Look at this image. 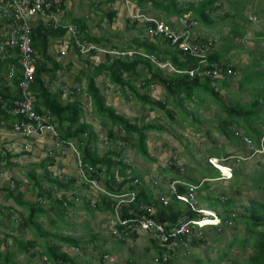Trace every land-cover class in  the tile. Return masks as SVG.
I'll return each instance as SVG.
<instances>
[{
  "label": "rangeland",
  "instance_id": "374dc122",
  "mask_svg": "<svg viewBox=\"0 0 264 264\" xmlns=\"http://www.w3.org/2000/svg\"><path fill=\"white\" fill-rule=\"evenodd\" d=\"M154 1L163 2L164 0ZM174 1L177 4H184L197 0ZM222 3L221 8L209 15L210 19L214 21L212 26L206 27L197 21L194 36L210 38L213 43V51L221 50L222 58H227L236 65L235 75L230 77L227 88H221L218 84L215 87L222 103L227 106L245 105L254 98L252 95L256 96L258 93L256 98L261 103L259 120L264 121V99L262 98L264 76L261 79H256L258 78L256 76L264 73V60L259 61L258 64L253 62L256 52H260L264 48V38L257 35L260 30L264 32V0H222ZM237 3L243 6L241 17H222L225 12L231 14L230 7ZM142 6L147 15L155 16L158 20L165 21L174 17L173 15L167 16L159 8H152L149 1H143ZM110 9L115 10L116 13L109 23L104 12ZM134 9H137L135 4L128 9L122 8L118 0H64V11L60 20L62 23H70V19L84 17L87 26L86 32L89 35L102 36V38L109 39L115 46L124 47L143 33L141 24H134V21H130L127 17ZM231 20L243 28V35L229 42L225 36L229 34ZM55 45L57 43L53 41L48 48L49 54L61 62L62 66H66L68 62L71 67L68 70L62 68L57 71V80L50 84L49 90H54L58 81H61L67 90L75 87L84 88V78L79 73L80 70H84L83 56L76 55L70 46L67 47L63 55H58L59 53L55 52ZM228 45L229 47H227ZM224 48H227L226 54L222 53ZM99 59H103L100 54ZM86 69L90 70V66ZM247 75H249L250 81H248ZM240 81H242L241 87L239 86ZM255 82L260 85L252 89L248 88ZM95 83L105 95L106 104L113 106L116 112L124 115L130 121L139 123L143 120L142 122L146 121L159 126L146 132V149L149 157H142L130 145H122L109 140L105 129L101 128L97 118L92 115L87 95L83 91L80 92L79 100L82 101L84 120L92 125L98 136L97 151L101 153L105 149L122 147L123 160L142 175V181L151 195L155 196L159 192H165L167 179L175 176L176 171L169 167V163L174 158L182 164V169L178 174L181 175V179L192 183L209 177V179L203 180L198 187L199 192L195 191L194 194L193 199L199 208H207L208 204L203 200L206 195L211 198L232 199V215L242 213L241 206L247 204L248 200H264V189L259 188L256 181L253 180L254 176L264 170V157L261 148L253 151L252 148L255 145L251 142L250 145H247L239 142L236 137L232 142L233 138L227 139L221 134L218 123L226 117L225 111L220 105L212 103L211 98L206 97L204 103L198 105L197 109L193 102L187 103L186 114H181L180 106L174 107L168 103L167 108L175 112L174 120L171 121L162 110L147 111L142 109L140 103L131 93L124 90L123 94L115 85H110L102 75L95 78ZM133 84L138 92L148 90L151 98L156 100L163 98V89L158 85L152 87L153 84H149L145 88H141L138 79L133 80ZM260 87L262 90L258 92L257 88ZM62 99H64L63 96ZM194 117L196 121H192ZM259 120H256L253 125L261 134H264V125L260 124ZM233 125L235 124H232L230 128ZM234 130L243 132L241 127H234ZM261 140L259 138V145H261ZM75 143L77 144V142ZM217 151L222 152L219 159L213 157L215 156L213 153ZM7 152L9 153L8 158L4 156ZM224 154L227 155L224 156ZM50 155L54 157L55 163L47 170L51 175L61 179H66L68 176L74 177L75 188L72 187L64 191L66 198L71 199L73 194L74 197L72 206H66L65 213L47 211L45 216L39 217L38 223L41 228L45 231L78 238L79 246H81V248L78 247L79 249L62 245V250H66L69 256L75 257L77 264H124L129 255L132 256V264H153L150 260L151 250L145 252L149 246V234L140 229L137 234L135 233L134 238L125 237V242L119 247L115 243V238L110 235L114 222L110 209L97 210L93 208V205L98 202L100 191L94 187L85 186L75 171L71 154L68 153L64 157L58 156L48 139L28 138L24 140L8 128L2 129L0 133V171L2 173L0 187L7 185L11 188L15 182H19L18 189L23 193L22 198L35 201L36 189L31 188L26 178V172L29 171L31 165L37 164ZM208 157L214 158L218 163H223V166L227 167L230 172L235 169L237 177L234 179L231 176L229 179H222L220 177L225 175L222 173L217 177V173L208 165ZM35 174L38 177L43 176V172L39 168H36ZM96 179L101 181V174ZM98 185L100 186V184ZM41 187L49 189L51 196L56 197V192H53L54 186L50 187L46 180L41 181ZM99 205L101 204L99 203ZM13 206H16L14 202L10 198H5L4 192L0 191V244L4 240L7 246L10 245V240L9 238L3 239V236L10 234L8 231L11 232V235L21 239L33 238L29 229L18 230L13 226L14 222L11 217L16 220L25 213L23 208H14ZM10 208H12L11 211ZM218 208L220 207L218 206ZM9 214L11 216L7 218ZM216 221L215 219L214 222ZM232 225L227 224L217 228L203 225L200 230L202 243L190 247L185 255L174 257L172 264H246V258L254 251L252 239L256 235L247 234L242 222H232ZM90 231L96 232L97 236L91 238ZM246 236L248 239L245 247L235 243L237 239ZM36 240L42 244L53 243V238L50 236L39 235ZM229 242H232L230 246H228ZM118 247L119 249H117ZM0 248L4 250L3 245H0ZM34 249L39 250L38 247ZM12 250L15 251L14 248ZM103 250L108 253L102 255ZM224 252H226L225 258L218 260L219 255ZM15 257L17 264H44L39 256L31 257L29 253H17Z\"/></svg>",
  "mask_w": 264,
  "mask_h": 264
},
{
  "label": "trees",
  "instance_id": "16d2710c",
  "mask_svg": "<svg viewBox=\"0 0 264 264\" xmlns=\"http://www.w3.org/2000/svg\"><path fill=\"white\" fill-rule=\"evenodd\" d=\"M137 7L138 11L146 14L143 9V1H149L152 8H159L164 11L165 14L180 16L182 14L188 13L192 19L198 21L201 25L209 27L212 26L214 21L210 19L209 15L215 12L222 6V0H197L195 2H186L184 4H177L174 0H164L154 1V0H131ZM231 14L224 13L222 17H241V12L243 10L242 5L231 6ZM115 10H106L104 16L107 18V22H111L115 15ZM155 17V16H154ZM158 18V17H157ZM168 21V20H165ZM162 21V22H165ZM169 22V21H168ZM70 23L76 27L77 35L79 38L86 40L94 44L96 47L102 48H115L119 50L125 49H135L143 51L145 53L153 54L159 61H167L173 68L180 70V73L170 72L167 73L156 66H153L146 58L138 55L132 54L130 57L125 55L123 57H114L105 54L103 59L97 64H93L90 59L91 56L95 54V50L88 51L87 54L83 56L84 70H80L79 73L84 78V88H67L61 81H58L57 87L50 91V84L57 80V71L65 68L69 69L71 67L70 63L67 62L66 66H62L61 62L56 60L48 52V48L51 43L58 38H61L65 33V27L58 26H44L42 24H37L31 32V45L34 50L38 53L40 60L38 61L35 71L31 89L35 96V101L33 103L34 110L36 112L46 111L50 114L52 122L55 124V129L57 131L58 137L65 141L77 142V148L80 153L81 160L87 166L94 168L95 173L91 174V177L101 174V184L103 188L113 194L126 193L129 191L133 192V199L126 205H123L120 210L121 218L133 219L139 216H145L153 218L155 221L165 225V228L173 226L180 218H195L201 217L191 211L187 206L183 204L182 201L177 200L174 195L169 194L170 201L164 206L160 205L159 196L164 194V192H159L157 195L153 196L150 194L149 190L145 187L142 181V175L137 172L134 167H130L123 160V149L122 147L115 149H105L103 152L99 153L97 151V141L98 136L96 131L93 129L92 125L84 120V111L81 101L79 100L80 92L83 91L89 99L90 109L92 115L97 118L101 128L105 129V134L111 142L128 144L142 157L148 158V153L146 149V132L152 128L159 127L155 126L149 122H136L130 121L124 115L116 112L114 108L106 104L105 96L101 89L96 85L95 78L97 76H104L108 83L115 85L123 94L124 90L131 93L137 102L140 103L142 109L147 111L162 110V112L171 120H174L175 112L167 108V104L171 103L172 106H180L182 108L181 114H186L185 106L189 102H193L195 109L198 105L204 103L206 97L211 98L212 103L215 105H220L225 111V118H222L218 123V129L221 134H223L227 139L234 140V134L230 126L235 124V126L241 127L243 132L251 142L259 147V138L261 137V132L258 131L257 127L253 125L256 120H259L260 112L259 107L261 103L259 102L258 93L252 95L254 97L247 104H235L231 106L224 105L218 97V91L215 89L218 84L221 88H227L229 84L230 77L235 75L236 65L231 62L230 74H223L221 79L212 78L206 75H196L190 76L187 70L199 67L201 69L207 68L208 66L198 64L197 59L187 54H183L177 45L171 44L169 38L158 36L154 41H150L145 38L142 34L133 39V42L126 44L124 47L115 46L109 39L102 38V36L89 35L86 32V23L84 17H78L70 19ZM136 23L135 21L133 22ZM143 28V26H142ZM140 30V29H139ZM228 36H225L229 42L233 41L237 37L243 35V28L239 26L234 21L229 22ZM257 35L264 38V32L260 30ZM204 38V37H203ZM231 45V44H229ZM229 45L227 47H229ZM264 47V46H263ZM226 49L224 48L222 53L226 54ZM73 52L76 55H80L76 48L72 47ZM207 62H219L222 59L221 50L212 51L207 54ZM264 60V48L260 52H256V57L253 58V62L258 64L259 61ZM229 61V60H227ZM207 65V64H206ZM90 66V70L86 67ZM140 69V70H139ZM264 73L258 75L256 79H261ZM139 80V87L145 88L149 84H155L163 89L164 95L162 99H153L145 91L138 92L137 88L133 84V80ZM248 81L249 75H247ZM78 80V77H77ZM258 82L248 86L252 89L259 86ZM239 86H242V81L239 82ZM264 88V87H262ZM262 88H257L259 92ZM81 89V90H80ZM67 91V92H66ZM65 92V98L62 99V95ZM0 95L2 102L5 103V107H0V119L9 118L10 120L15 118L11 116L8 111L12 109V101L16 98L17 92H10L7 85L0 84ZM264 99V95L262 96ZM4 105V104H3ZM1 106V104H0ZM196 118L194 117L192 121ZM240 120V122H238ZM260 124L264 125V121L259 120ZM262 156L264 157V140L261 141ZM215 156L219 159L222 152H214ZM227 154H224L226 156ZM4 156L8 158L9 153H5ZM10 164L9 162H5ZM55 163L54 157L52 155L46 156L40 160L37 164L31 165L29 171L26 172V178L32 189H36L37 197L35 201L23 199V193L18 189L19 182H15L11 188L4 185L0 187V191L4 192L5 198H10L15 205L21 207L25 210L24 215L13 220V226L22 230L24 228L29 229L32 234V239H21L17 236L11 234H4V238H10V245L16 249L18 253H29V256H45L46 260L53 264H77L75 262V257L69 256L68 252L62 250V245H67L72 248H81L78 243V238L58 234L56 232L45 231L41 228L38 223L39 217L45 216L47 211L52 212H64L65 209L71 207L73 202L72 198L74 194L71 195V199L66 198L64 194L59 197L51 196V191L49 189H44L41 187V181L46 180L50 187L54 186L55 190L53 192H58L60 190L66 191L70 188H75L73 185L74 177H67L66 179H61L56 176L51 175L47 170L48 167ZM209 165V164H208ZM223 166V164H221ZM60 166V164H58ZM169 167L175 170V176L171 178H179V167H177L173 161L169 163ZM217 174L219 173L217 169L209 165ZM39 168L43 172V176H36L35 170ZM181 172V171H180ZM221 173L228 176V170L225 166L221 169ZM218 176V175H216ZM232 178L237 177V172L235 169L231 170ZM181 178V177H180ZM259 188L264 189V170L259 172L258 175L253 177ZM192 181V180H191ZM194 181V180H193ZM153 182V181H152ZM194 185L197 184L196 181L192 182ZM154 184V183H152ZM154 186V185H153ZM157 187V186H155ZM204 187V185H203ZM206 188V187H204ZM176 191L178 193L186 192L185 187L182 185H176ZM199 192V189H195ZM52 192V193H53ZM52 197V198H51ZM38 198L46 200V204L38 201ZM201 199V198H199ZM202 200V199H201ZM203 200L206 201L207 208L214 210L219 221L215 225H206V227L226 226L227 224L232 225L236 222H242L244 229L247 234H255L256 237L252 239V246L254 251L250 254L245 262L246 264H264V200H248L247 204L242 205L243 212L240 214L231 213V208L233 206V200L227 198L209 197L204 196ZM98 202L93 205L94 209L104 210L105 208H110V204L113 202L108 197H104L103 194L98 195ZM99 203L101 205H99ZM183 205H182V204ZM152 204L154 206L153 214H149L148 210L145 208ZM218 206L220 208H218ZM64 210V211H63ZM11 214L7 216L9 218ZM214 223L212 222H202V224ZM120 234L128 229L125 225H115ZM233 227V225H232ZM39 235L50 236L53 238L52 244L39 243L36 238ZM91 238L97 236L96 232L89 233ZM111 236L115 238V243L121 247L125 242L122 236L116 238V236L110 233ZM135 233H128L127 237L134 238ZM202 234L199 239H192L190 247L202 243ZM247 239L239 238L236 240V244L241 247L247 245ZM149 246L145 249V252L149 249H153V253L150 256V260L154 256L159 257L160 253L165 248H161L155 245L150 239H148ZM232 242L228 243V246ZM38 247L39 250L34 248ZM78 248V249H79ZM33 249V250H32ZM29 250H32L29 252ZM105 250L102 251V255ZM226 252L219 255L218 260L225 258ZM13 252L10 250H5L4 253L0 252V264H15L13 261ZM132 256L126 259L124 264H132ZM173 258L168 259L163 263H153V264H172Z\"/></svg>",
  "mask_w": 264,
  "mask_h": 264
},
{
  "label": "built area",
  "instance_id": "2783aa9c",
  "mask_svg": "<svg viewBox=\"0 0 264 264\" xmlns=\"http://www.w3.org/2000/svg\"><path fill=\"white\" fill-rule=\"evenodd\" d=\"M122 8L128 9L133 2L131 0H118ZM64 11V0H0V84L13 85L17 92L16 98L12 101V109L8 113L15 117L13 119L1 118L0 130L8 128L12 133L19 135L23 139L40 138L48 139L51 147L58 156L64 157L71 154L74 161L75 171L85 186L94 187L99 190V194L108 197L113 202L110 204V213L114 218L113 229L110 233L122 239L128 233H138L143 230L149 234L148 238L157 246L165 248L157 258L154 256L153 263H163L177 255H185L190 248L191 240L199 239L201 236L202 220L194 218H182L169 228L155 221L153 218L137 216L133 219L121 218L120 210L133 199V192L113 194L107 192L97 176L91 177L95 169L87 166L81 160L77 144L73 141H65L58 137L55 124L52 122L50 114L46 111L36 112L33 103L34 93L31 89L35 67L40 60L38 53L31 45V32L37 24L44 26L65 27V33L61 38L55 39L57 43L55 52L63 55L67 47H75L79 54L85 55L90 50H95V54L90 57L93 64H97L99 54L114 57L131 56L138 54L146 58L153 66L163 69L165 72L180 73L182 71L173 68L167 61H159L155 55L145 53L135 49L119 50L115 48L96 47L94 44L81 39L77 35L76 27L71 23H62L60 17ZM130 21H135L143 26V36L154 41L158 36L167 37L171 44L188 56L196 58L198 64L208 66L207 68L195 67L187 70L188 75H206L212 78L221 79L223 74H230L231 64L227 61L207 62V54L213 51L212 40L201 36H194L197 22L188 13L174 16L173 19L162 22L155 17L141 13L134 9L130 16ZM207 64V65H206ZM67 92V91H66ZM65 96V92L63 93ZM1 108L3 106L0 95ZM236 134V132H235ZM244 143H249L246 137H242ZM214 164L213 160H209ZM173 163L181 168V162L174 159ZM229 170V169H228ZM2 173H0V176ZM204 180V179H203ZM100 184V186L98 185ZM176 185L185 187L186 192L178 193ZM164 194L159 196L160 205L164 206L171 200L169 194L174 195L177 200L183 202L191 211L205 214V211L197 207L194 201L197 184H192L178 178L167 179ZM58 197L64 191L55 193ZM38 201L45 203V200L38 198ZM148 213L153 214L154 206L150 204L145 207ZM212 217L215 216L210 212ZM115 225H125L128 229L124 234H120ZM44 264H53L46 260L45 256H40Z\"/></svg>",
  "mask_w": 264,
  "mask_h": 264
},
{
  "label": "clouds",
  "instance_id": "9594fccd",
  "mask_svg": "<svg viewBox=\"0 0 264 264\" xmlns=\"http://www.w3.org/2000/svg\"><path fill=\"white\" fill-rule=\"evenodd\" d=\"M197 22V21H196ZM223 59V58H222ZM225 61H227L228 59H224ZM227 62H230V61H227ZM230 64H231V62H230ZM234 127H238V126H235V125H233L232 126V131H233V134H234V137H236L238 140H239V142H241V143H244V141L242 140V137H246L247 139H248V141H249V143H247V145H250V142H251V140L249 139V137H247L246 135H245V133L244 132H237L236 130H234ZM235 132H236V134H235ZM264 136V134H262L261 135V141H263V137ZM252 143V142H251ZM246 144V143H245ZM253 144V143H252ZM261 148V152L263 151L262 150V147H261V145H259V147H256V146H254L252 149H253V151L255 150V149H260ZM216 158V157H215ZM209 160H213V162H214V164H212V163H210V161ZM171 161H174V158H172V160ZM207 162H208V164L209 165H211L212 167H214L215 169H217V171L219 172L217 175H219L220 173H221V165L220 164H223V163H218V162H216L215 161V159L214 158H210V157H208L207 158ZM181 166H182V164H181ZM227 168V167H226ZM180 169V168H179ZM227 170H228V168H227ZM228 176L227 177H220V178H222V179H229L230 177H231V172H230V170H228ZM218 177V176H217ZM171 178V177H170ZM178 179H181V178H178ZM204 180H207V179H209V177L208 178H203ZM181 180H183V181H185L184 179H181ZM187 182V181H186ZM203 182V180H201L200 182H197V185L198 186H200V184ZM190 183V182H189ZM193 184V183H192ZM184 187V186H183ZM201 209H208V208H201ZM208 210H210V209H208ZM205 211V210H204ZM205 212H207V213H205V214H202V213H197V214H200L201 215V217L200 218H198V219H204V218H213L212 217V215H210L209 214V212H212V213H215V219L217 220L216 222H214V223H208V224H202V227H203V225H215V224H217L218 223V221H219V219H218V217L216 216V212L214 211V210H210V211H205ZM182 219V218H181ZM195 219V218H194Z\"/></svg>",
  "mask_w": 264,
  "mask_h": 264
},
{
  "label": "crops",
  "instance_id": "0c3cea01",
  "mask_svg": "<svg viewBox=\"0 0 264 264\" xmlns=\"http://www.w3.org/2000/svg\"><path fill=\"white\" fill-rule=\"evenodd\" d=\"M228 60H229V59H228ZM163 71H164V70H163ZM167 73H168V72H167ZM107 82H108V81H107ZM109 84H110V83H109ZM110 85H112V84H110ZM154 85H155V84H153V85H151V86L154 87ZM8 87H9V89H10V92H12V93L16 92V91H15V88H14L13 85H11V86L8 85ZM145 92L148 93V95H149V91H148V90H146ZM102 93H103V92H102ZM62 96H63V95H62ZM104 96H105V95H104ZM63 97H64V96H63ZM64 98H65V97H64ZM87 98H88V97H87ZM81 103H82V101H81ZM3 104H4V105H3L2 107L4 108V107H5V103H3ZM112 107H113V106H112ZM0 133H1V130H0ZM18 136H19V135H18ZM24 140H26V139H24ZM0 173H1V171H0ZM0 177H1V176H0ZM198 187H199V186H197V188H198ZM45 203H46V202H45ZM13 207H14V208H17L18 206L16 205V206H13ZM11 210H12V208H10V211H11ZM23 215H24V214H23ZM11 219L14 220V218H12V217H11ZM8 233L11 234L10 231H8ZM7 238H9V237H7ZM5 239H6V238H5ZM9 240H10V238H9ZM0 245H1V246L3 245V248H4V250H1V248H0V252L4 253L6 249H7V250H10V251L13 252L14 255H13V258H12V259H13L14 263L17 264L16 261H15V258H16L15 255L18 253V252L16 251V249H15L14 247H12V246H7V243H6V242L4 243V240L1 241V244H0ZM119 247H120V246H119ZM119 247H118L117 249H119ZM12 248H14L15 251H16L17 253H16L15 251H13ZM150 250H151V253H150V254H152L154 250H153V249H150ZM120 251H121V248H120ZM105 253H108V251H105ZM75 259H76V258H75ZM85 264H86V263H85Z\"/></svg>",
  "mask_w": 264,
  "mask_h": 264
},
{
  "label": "bare ground",
  "instance_id": "6f19581e",
  "mask_svg": "<svg viewBox=\"0 0 264 264\" xmlns=\"http://www.w3.org/2000/svg\"><path fill=\"white\" fill-rule=\"evenodd\" d=\"M220 164V163H219ZM221 165V164H220ZM221 169H223V166L221 165ZM205 211H210V210H208V209H204ZM205 213H207V212H205ZM209 214H211L210 212H209ZM214 218H204L201 222H214Z\"/></svg>",
  "mask_w": 264,
  "mask_h": 264
},
{
  "label": "water",
  "instance_id": "95a60500",
  "mask_svg": "<svg viewBox=\"0 0 264 264\" xmlns=\"http://www.w3.org/2000/svg\"><path fill=\"white\" fill-rule=\"evenodd\" d=\"M180 221H182V219L180 218Z\"/></svg>",
  "mask_w": 264,
  "mask_h": 264
}]
</instances>
